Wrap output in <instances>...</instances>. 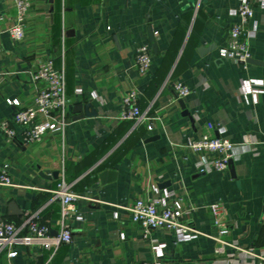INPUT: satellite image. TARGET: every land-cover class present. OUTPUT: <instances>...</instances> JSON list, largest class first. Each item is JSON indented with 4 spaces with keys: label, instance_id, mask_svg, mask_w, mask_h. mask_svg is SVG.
Returning a JSON list of instances; mask_svg holds the SVG:
<instances>
[{
    "label": "crops",
    "instance_id": "crops-1",
    "mask_svg": "<svg viewBox=\"0 0 264 264\" xmlns=\"http://www.w3.org/2000/svg\"><path fill=\"white\" fill-rule=\"evenodd\" d=\"M22 39L6 30L14 20L13 0H0V120L13 107L32 103L37 65L51 59L65 72L68 121L25 144L0 130V219L15 224L31 213L52 231L59 228L60 200L53 190L63 178L78 197L65 218L72 241L52 251L40 245L17 246L0 254V264H256L225 245L218 250L209 204L223 207L225 232L264 254V0H251L247 24L250 58L241 65L221 59L239 0H29ZM151 50L141 75L135 49ZM189 88L181 108L173 83ZM254 90L244 92L247 83ZM138 95L141 111L156 117L145 123L121 120V99ZM75 104H89L94 116L76 118ZM20 132L21 128H17ZM226 137L238 158L223 171L200 172L189 142L200 134ZM6 164V168L3 165ZM4 168V169H3ZM114 171L101 184L98 174ZM56 172L54 177L52 173ZM175 202L182 220L197 234L179 237L171 229H151L146 237L124 209L135 199ZM12 201L15 211L7 207ZM52 234V233H51Z\"/></svg>",
    "mask_w": 264,
    "mask_h": 264
},
{
    "label": "built area",
    "instance_id": "built-area-1",
    "mask_svg": "<svg viewBox=\"0 0 264 264\" xmlns=\"http://www.w3.org/2000/svg\"><path fill=\"white\" fill-rule=\"evenodd\" d=\"M14 20L7 28L8 37L17 41L23 38L25 19L30 7L29 0H13ZM236 19L232 23L227 43L217 49V55L221 59H228L247 65L250 52L247 45V24L253 17L251 0H239L238 6L233 12ZM1 53V43H0ZM134 63L139 74H145L151 63V50L149 45L141 44L135 49ZM35 85V93L31 104L21 106L18 99L6 98L5 102L13 107L10 120H0V130L9 140H13L19 134L23 143H35L47 132L61 131L68 121L67 105L69 99L65 90V72L63 67H56L53 60L45 59L39 63L32 74ZM176 98L183 99L189 94V88L181 81H175L172 85ZM249 82L244 92L253 91ZM121 120H130L136 124L145 123L146 129L151 130L156 117L141 111L138 105V95L133 89L127 91L121 99V110L118 113ZM17 128H21L18 132ZM189 149L202 155L207 152L210 157L201 156L195 162L200 172L213 170L223 171L227 169L228 160H235V144L226 137H214L208 133H202L197 139L189 142ZM6 164L3 165L6 168ZM3 168V169H4ZM0 180L9 182L5 170L0 175ZM54 196L60 200V218L57 221L59 228L55 235L51 234V227L40 222L38 213H31L23 218L20 223L15 224L5 219H0V254L5 253L7 257L17 254V246L40 245L49 250H56L61 244H69L72 234L69 225L65 222L74 211V201L78 195L71 191L70 185L63 178L57 183L53 190ZM213 223L217 229L214 239L219 243L218 250L222 251L225 245L234 248L242 254L251 258H257L258 263L264 264V254L256 253L248 247H243L236 241H224L219 237L225 232V223L221 217L223 207L220 203L209 204ZM132 222L138 224L142 230V236L146 237L151 229L164 227L174 230L179 237H186L189 233L197 234L188 223L184 222L182 213L188 209H180L173 203L164 200L141 198L135 199L132 204L125 206ZM142 264H161L157 259L145 261Z\"/></svg>",
    "mask_w": 264,
    "mask_h": 264
},
{
    "label": "water",
    "instance_id": "water-1",
    "mask_svg": "<svg viewBox=\"0 0 264 264\" xmlns=\"http://www.w3.org/2000/svg\"><path fill=\"white\" fill-rule=\"evenodd\" d=\"M247 63L260 64L261 62L255 60V59H253V58H249V59H247ZM178 102H179L181 108L183 109V111L187 114V111H185V109H184V103H183V100H182V99H179ZM88 107H89V104L85 105V106H84V110H83V112L81 113L82 105H81V104H75V105L73 106V109H72V112L75 114V116H77V117H75V119H76V118H81L83 115H85V116H94V115H95V112H94L93 110L88 111V110H87ZM228 165H229V166L232 165V160H228ZM52 175H53L54 177H56L57 173L54 172V173H52ZM113 178H114V171H111V170H103V171H101V172L98 174V179H99V182H100L101 184L108 183V182L112 181ZM7 207H8L9 209L13 210V213H14V214L19 213V212L15 211V205H14V203H13L12 201H10V202L7 204ZM51 233H52V235H55V231H52Z\"/></svg>",
    "mask_w": 264,
    "mask_h": 264
}]
</instances>
